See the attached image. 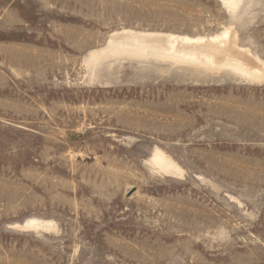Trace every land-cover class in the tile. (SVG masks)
Wrapping results in <instances>:
<instances>
[{
  "label": "rangeland",
  "instance_id": "374dc122",
  "mask_svg": "<svg viewBox=\"0 0 264 264\" xmlns=\"http://www.w3.org/2000/svg\"><path fill=\"white\" fill-rule=\"evenodd\" d=\"M236 3L0 0V264H264V81L86 64L122 29L226 27L264 61V0Z\"/></svg>",
  "mask_w": 264,
  "mask_h": 264
},
{
  "label": "bare ground",
  "instance_id": "6f19581e",
  "mask_svg": "<svg viewBox=\"0 0 264 264\" xmlns=\"http://www.w3.org/2000/svg\"><path fill=\"white\" fill-rule=\"evenodd\" d=\"M221 1L230 10L237 7L236 0ZM110 35L103 47L92 50L87 56L86 64L89 68H98L113 59H154L172 64H185L205 72L227 70L252 83L264 81V61L250 49L238 44V35L234 28L226 27L222 32L209 37L132 29H122ZM150 162L166 176H181L184 172V169L160 148L154 150ZM13 228L21 231H47L51 229V224L32 218L21 225L16 224Z\"/></svg>",
  "mask_w": 264,
  "mask_h": 264
}]
</instances>
